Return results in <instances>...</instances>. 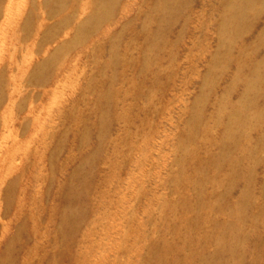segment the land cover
Instances as JSON below:
<instances>
[{
    "label": "rangeland",
    "instance_id": "rangeland-1",
    "mask_svg": "<svg viewBox=\"0 0 264 264\" xmlns=\"http://www.w3.org/2000/svg\"><path fill=\"white\" fill-rule=\"evenodd\" d=\"M102 5L0 0V264H264V0Z\"/></svg>",
    "mask_w": 264,
    "mask_h": 264
},
{
    "label": "bare ground",
    "instance_id": "bare-ground-1",
    "mask_svg": "<svg viewBox=\"0 0 264 264\" xmlns=\"http://www.w3.org/2000/svg\"><path fill=\"white\" fill-rule=\"evenodd\" d=\"M55 1L59 2L61 8H64L66 6L68 7V4L70 6L75 0H55ZM246 1H248V0H246ZM251 1L252 0H249V2H251ZM101 3L103 4L104 0H101ZM87 4L91 7V10L95 11V12H92L93 15H95V16L92 15L91 17H89V23L87 22L86 17H85V21H84V24L82 25V27H84L85 22H87L88 24H90L88 27L91 29L92 27H95V25L93 24L95 21H99L103 16L108 14V9L105 5L98 3V0H87ZM70 17L71 16L66 15L65 16V18H67L66 21H68V19ZM230 24L234 25V23H230ZM226 29H228L227 25H226ZM258 77H260V79L264 78V67L263 66L259 67ZM245 91L248 92V85L247 84H246V90Z\"/></svg>",
    "mask_w": 264,
    "mask_h": 264
}]
</instances>
